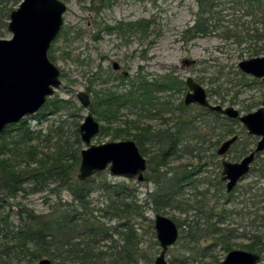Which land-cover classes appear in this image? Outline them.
Listing matches in <instances>:
<instances>
[{
	"label": "rangeland",
	"instance_id": "rangeland-1",
	"mask_svg": "<svg viewBox=\"0 0 264 264\" xmlns=\"http://www.w3.org/2000/svg\"><path fill=\"white\" fill-rule=\"evenodd\" d=\"M62 1L67 5L63 16L64 24L49 49V56L53 57L52 61L61 71L62 84L50 98L58 102L68 100L69 106L61 108L57 113L47 110L46 115L40 119L37 113L29 116L28 119L31 129L42 130V139H51L48 142L50 148L58 139L67 140L69 144L75 143L76 129L90 110L82 106L77 98V92L85 90L91 95L92 103L96 100L95 90L99 92V95L109 87L125 90L139 73L147 76L150 81L163 79L171 74L183 80L186 88L174 87L171 90L159 92V103L150 107L151 113L126 108L120 120L110 126L94 114L101 126H107L110 130L99 133L93 138V143L119 141L113 139V133L117 128L125 129V120L128 119H138L140 125L148 126L152 131L174 126L180 114V104L188 91L186 79L189 76L204 86L210 101L214 104L234 106L242 113L255 111L263 104L264 83L245 74L239 68L240 61L254 56L251 54L249 42H239L243 39L241 25L250 18L242 16L243 11H239L235 6L236 0H219L216 11L221 19L213 18L209 27L211 32L191 40H187L189 35L184 34V31L191 27L197 18V0ZM142 19L150 21L147 30L128 31L114 28L109 32L106 29L107 26L123 25L124 27L127 23ZM11 37L12 33L7 30L2 38ZM114 62L120 64L119 70L113 68ZM123 72H127V75L123 76ZM166 101L169 103L165 104ZM41 111L42 109L38 113ZM188 112L186 115L198 117L195 125L202 131V136L186 137L182 147H179L178 154L171 158V165L167 166L177 169L186 166L194 175L191 184L186 185L183 199L175 202L165 212L166 216L185 224L180 228V236L183 235V239L179 236L177 243L169 248L166 258L168 264L170 259L180 255H187L188 260L195 262L194 264H201L200 262L216 264L223 260L229 251L223 249L221 245H213L210 248L215 249L213 251L215 258H205L204 256L209 253L206 248L215 240L213 237L204 235L196 238L198 241L193 244L194 251L188 252L184 244L191 240L189 225L199 221L205 226L207 222L205 215L210 214L209 218L212 222L217 223L220 220L217 224L220 231L228 235L227 240L232 249H242V245L249 243L256 235L264 237V227L259 223L252 225V216L246 214L249 211L264 214V202L252 204L250 199L252 192H259L257 188L264 190V173L261 170L264 151L236 188L227 193L224 184V190L222 185L219 186L223 170L222 161L224 159L239 161L243 157L242 151L252 149L256 143L253 144V137H248L249 135L244 132L240 121L233 122L240 139L222 157L217 150L221 143L233 134L221 138L219 142H217L219 137L214 136L212 132L204 137L206 132L204 125L207 119H212V116L210 114L206 115L207 118H203L204 115L197 116V105H190ZM219 119V122L226 123L224 119ZM56 130H58L57 134ZM132 132L135 133L136 130L132 129ZM41 145L46 146L44 143ZM157 145L156 141L146 142L149 150L148 154L144 155L147 158L148 167L144 181L114 176L109 170L97 177L107 179L111 183L124 182L132 187L136 204L145 214L144 218L135 219V228L140 236L142 248L146 254L153 255L154 260L160 253V246L154 228L155 209L154 204L151 203L150 194L156 189L157 176L166 172L167 168L158 167L157 158L152 160L153 171L149 166L148 159L152 157L150 155L156 153ZM80 147L81 149L85 147L82 141ZM42 149L43 147L40 148ZM149 175L153 178H149ZM31 187L30 183L24 184L26 191H21L13 197H3L0 194L1 226L7 221L8 225L13 227L18 222L17 213L24 208L32 209L38 214H49L59 203L67 205L74 202L71 193L66 189L59 188L55 193L52 192L50 189L57 187L54 183H51L46 190L39 192H32ZM219 187L225 195H219ZM200 192H205L207 197H203L199 194ZM229 194L230 201H227ZM262 198L264 197L260 199ZM90 202V207L96 208L94 215L98 217L101 216V212L103 213L102 208L110 204V196L96 186L90 195ZM189 202L193 204L192 207ZM182 208L189 210L186 212ZM100 220L109 221L107 225L110 227L120 222L117 219L102 218ZM1 234L0 231V237ZM112 236L116 241L119 238L116 233ZM119 243L123 241L120 239L117 245ZM105 244L109 246L111 242L106 241ZM260 255L264 261V253ZM37 263L38 261L34 262V264Z\"/></svg>",
	"mask_w": 264,
	"mask_h": 264
},
{
	"label": "trees",
	"instance_id": "trees-1",
	"mask_svg": "<svg viewBox=\"0 0 264 264\" xmlns=\"http://www.w3.org/2000/svg\"><path fill=\"white\" fill-rule=\"evenodd\" d=\"M21 1L0 0V38L4 37L8 30L11 11ZM99 1L107 2V0ZM197 3V18L194 24L184 31V34L189 35L187 40L210 33V21L215 17L221 19L218 11H216L219 0H197ZM234 3L239 11H243V17L250 18L249 21L245 20L246 23L241 25L243 39L239 42L250 43L252 56L264 55V0H236ZM236 24L239 26L238 23ZM149 25L150 21L142 19L127 23L124 27L123 25L107 26L106 29L109 32L114 28L142 31L147 30ZM50 58L53 60L52 56ZM174 87L186 88L183 80H179L171 74L166 75L163 79L150 81L147 76L139 73L125 90L109 87L100 95L95 90L96 100L91 103L90 110L106 125L110 126L120 120L122 112L126 108L151 113L150 107L159 103L158 93L171 90ZM57 102L58 100L49 97L41 108L42 111L36 114L39 119L46 115L47 110L57 113L61 108L69 106L68 100H60L59 102L62 104L59 102L57 104ZM164 103L168 104L169 102ZM188 109L189 107L181 102L177 123L171 128L167 127L154 131L148 126L140 125L138 119L125 120L126 128H117L113 133V139L135 140L143 155L148 154L149 150L146 142L156 141L158 144L156 153L150 155L152 157L148 159L150 168H152L153 158H157L158 167L170 166L171 158L178 154L179 147H182L186 137L202 136V131L195 125L198 117L193 118V116L186 115L189 113ZM197 109V116L204 115L203 118H207V114L212 116V119H207L204 125L206 129L205 135L203 134L204 137L212 132L214 136L219 137L217 141L219 142L221 138L236 134L234 124L238 120L221 116V114L205 107L197 106ZM219 118L224 119L226 123L219 122ZM28 119L29 116L18 123L8 125L0 132V194L3 197H13L21 191H26L24 188L26 183L32 185V192L44 191L49 188L51 183H54L57 187L51 188L52 192L55 193L59 188L66 189L71 193L74 202L67 205L59 203L53 207V212L49 214H38L32 209L24 208L17 213L18 222L13 227H10L7 221L2 226L0 224V231L2 232L0 237V264H34L35 261L44 257L49 258L52 264H154V256L146 254L135 228V219L144 218L145 214L136 204L132 187L124 182L111 183L107 179H98L97 177H100L102 172L86 180L77 179L82 150L78 129H76L74 144H69L67 140L58 139L51 147L54 149H51L48 144L51 139H42V130L31 129ZM241 127L246 132L244 127ZM132 129H135L136 132L133 133ZM106 130H110V128L102 125L100 133H105ZM57 132L58 130H56V134ZM248 137L252 138L253 136ZM42 143L46 146H42ZM42 147L47 150H40ZM244 151L248 152L246 149ZM178 168L167 167L166 172L158 175L155 180L156 189L150 194L154 209L163 214L167 208L183 199L186 185L191 184L194 175L192 170H188L186 166ZM153 170L154 168H152ZM148 177L153 178L150 175ZM219 184L221 186L223 183L221 184L220 181ZM96 186L110 196V204L102 208L103 213L101 212V216H98L99 219L94 215L96 208L90 207V195ZM257 189L259 192H252L251 194L252 204L264 197V190L262 191V188ZM218 192L220 196L225 195L220 187ZM199 194L207 197L205 192ZM229 197L230 194L227 195V201H230ZM262 201L264 202V198ZM192 206L193 204H190V207ZM188 208L182 209L187 212ZM205 217L207 220L205 226L199 221H193L194 224L189 225L191 240L185 242L184 248L188 252H193V244L198 241L197 237L210 236L215 242L206 248L209 253L204 257L215 258L213 254L215 249L210 248L213 245H221L227 251L233 247L227 240L228 235L220 231L221 229L217 224L220 220L217 223L212 222L208 213ZM257 217L258 215L255 213L251 221L252 224ZM102 218L117 219L120 222L116 226L110 227L107 225L109 221L100 220ZM260 219L259 224L264 227V214H261ZM176 222L180 228L185 225L182 222ZM115 233L118 234L123 243L117 245V241L120 239L114 240L112 234ZM180 238L183 239V235ZM106 241H110L111 244L106 245ZM241 248L263 255L264 237L256 235L249 243L243 244ZM188 259L187 255H180L175 259H170V264L195 263ZM200 263L202 264V262Z\"/></svg>",
	"mask_w": 264,
	"mask_h": 264
},
{
	"label": "water",
	"instance_id": "water-1",
	"mask_svg": "<svg viewBox=\"0 0 264 264\" xmlns=\"http://www.w3.org/2000/svg\"><path fill=\"white\" fill-rule=\"evenodd\" d=\"M66 10L67 5L62 0H22L11 11L8 30L12 37L0 38V132L8 125L36 114L62 84L61 71L51 60L49 49L61 32ZM113 67L119 70L120 64L114 62ZM239 68L245 74L264 81V55L243 59L239 62ZM123 75H127V72H123ZM186 85L189 91L185 104L198 103L238 119L249 134L260 137L254 151L240 161L223 160L222 179L227 181V192H231L249 173L256 153L264 150V101L257 110L242 113L234 106L212 104L207 90L192 76L187 77ZM77 98L84 108H90L92 100L89 93L80 90ZM78 130L85 147L81 150L77 179L86 180L109 170L114 176L145 180L147 158L135 140L93 143V138L100 133L101 124L91 110ZM237 139L238 135H234L225 140L218 154L224 156ZM154 228L160 246L154 264H168L166 254L179 239L178 224L171 217L156 211ZM37 264H52V261L44 257ZM216 264H264V261L257 252L235 248Z\"/></svg>",
	"mask_w": 264,
	"mask_h": 264
},
{
	"label": "flooded vegetation",
	"instance_id": "flooded-vegetation-1",
	"mask_svg": "<svg viewBox=\"0 0 264 264\" xmlns=\"http://www.w3.org/2000/svg\"><path fill=\"white\" fill-rule=\"evenodd\" d=\"M261 56H262V55H261ZM113 68H114V67H113ZM122 75H123V74H122ZM123 76H124V75H123ZM250 76H252V75H250ZM252 77H254V76H252ZM254 78H257V79L261 80V81L264 83V81H263L262 78H258V77H254ZM188 91H189V88H188ZM188 91H187V93H188ZM187 93H186V94H187ZM185 97H186V95H185ZM185 97H184V100H185ZM208 97H209V96H208ZM184 100H183V102H184ZM209 100H210V99H209ZM210 102H211V101H210ZM211 103H212V102H211ZM184 104H185V102H184ZM212 104H214V103H212ZM220 104L222 105V103H220ZM185 105L188 106V107H189L190 105L201 106V105L198 104V103H191V104H188V105L185 104ZM262 105H263V104H262ZM223 106H224V105H223ZM201 107H204V106H201ZM205 108H208V107H205ZM208 109H209V108H208ZM209 110H210V109H209ZM238 110H239V109H238ZM210 111H212V110H210ZM213 112H216V111H213ZM217 113H219V112H217ZM219 114H221V116L228 117L227 115H224V114H222V113H219ZM228 118H230V117H228ZM231 119H234V118H231ZM234 120H238V119H234ZM238 121H239V120H238ZM241 124H242V123H241ZM242 126L244 127L246 133H247L249 136H253V138H254V140H253V144L256 143V145H257V143H258L260 137L257 136V135L249 134V133L247 132V129L245 128V126H244L243 124H242ZM235 135H238V134H235ZM233 136H234V135H233ZM230 138H231V137H230ZM227 139H229V138H227ZM227 139H225V140H227ZM239 139H240V136L238 135V139H237V140L231 145V147H232V146H233V145H234ZM225 140H224V141H225ZM224 141H223V142H224ZM223 142H222V143H223ZM222 143H221V145H222ZM221 145H220V146H221ZM256 145H255V147H256ZM231 147L229 148V150L231 149ZM255 147H253L252 149L248 150V152L243 151V153H242L243 157L246 156V155H248V154H250L252 151H254ZM218 149H219V148H218ZM229 150L227 151V153L229 152ZM263 151H264V150H263ZM263 151H260V152L256 153V156H255V159H254L253 163H254L255 161H257L259 155H260L261 152H263ZM217 153H218V150H217ZM227 153H226V154H227ZM220 156H221V155H220ZM222 157H223V156H222ZM243 157H242V158H243ZM242 158H241V159H242ZM241 159H240V160H241ZM224 160H225V159H224ZM240 160H239V161H240ZM222 162H223V161H222ZM253 163H252V164H253ZM222 165H223V164H222ZM251 167H252V165H251ZM250 170H251V169H250ZM249 172H250V171H249ZM262 172L264 173V162H263ZM263 176H264V174H263ZM244 177H245V176H244ZM244 177H243V178H244ZM243 178H242V179H243ZM222 183L225 185V187H226V192H227V181H224V180L222 179V177H221V184H222ZM238 183H239V182H238ZM238 183H237V184H238ZM223 184H222V185H223ZM219 185H220V184H219ZM236 186H237V185H236ZM235 188H236V187H235ZM235 188H234V189H235ZM234 189H233V190H234ZM233 190H232V191H233ZM232 191H231V192H232ZM227 193H230V192H227ZM257 202L260 203L261 200H259V201H257ZM257 202H256V203H257ZM263 209H264V207H263ZM155 212H156V210H155ZM157 212H158V211H157ZM243 213H244V212H243ZM250 213H252L251 215H252V218H253V217L255 216V213H256V212H251V211H249V212H247L246 214H250ZM162 214H163V213H162ZM256 214H257V213H256ZM164 215H165V214H164ZM257 215H258V217L261 218V215H260V214H257ZM258 217H257V219H258ZM257 219H256V221L253 222V224H252V223H251V224L254 225L255 223H260V220H261V219H258V221H257ZM173 220H174V219H173ZM252 220H253V219H252ZM174 221H175V220H174ZM175 222H176V221H175ZM176 223H177V222H176ZM178 227H179V226H178ZM179 230H180V227H179ZM179 236H180V235H179Z\"/></svg>",
	"mask_w": 264,
	"mask_h": 264
}]
</instances>
